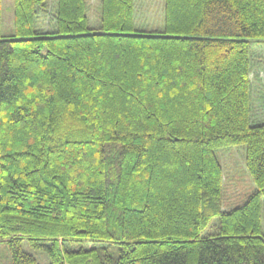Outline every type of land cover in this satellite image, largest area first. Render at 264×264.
I'll use <instances>...</instances> for the list:
<instances>
[{
    "label": "trees",
    "instance_id": "trees-1",
    "mask_svg": "<svg viewBox=\"0 0 264 264\" xmlns=\"http://www.w3.org/2000/svg\"><path fill=\"white\" fill-rule=\"evenodd\" d=\"M162 1L145 30L136 0H98L94 31L89 0H13L1 36L0 0L9 264H40L24 243L46 264H264V0ZM235 145L254 188L231 200L216 151Z\"/></svg>",
    "mask_w": 264,
    "mask_h": 264
},
{
    "label": "rangeland",
    "instance_id": "rangeland-1",
    "mask_svg": "<svg viewBox=\"0 0 264 264\" xmlns=\"http://www.w3.org/2000/svg\"><path fill=\"white\" fill-rule=\"evenodd\" d=\"M49 5H53V0H49ZM89 5V27L94 31H99L98 0H89ZM1 8V36L12 35L14 30L13 0H1ZM49 14L52 17L51 9L42 15V23L49 20ZM163 18L162 0H136V19L139 28L145 30L160 28L163 24ZM251 53L252 56L254 55L253 72L251 74L253 98L252 120L254 122H260L264 121V43L252 44ZM216 154L224 167L225 184L227 185V191L224 194L225 197L231 200H238L244 197L245 193H248L254 188L244 167L245 146L235 145L220 148L216 151ZM262 226L264 230V202L262 203ZM23 249L33 254L40 264L47 263L46 258L42 256L41 252L31 249L26 243L23 244ZM0 263H10L3 244H0Z\"/></svg>",
    "mask_w": 264,
    "mask_h": 264
}]
</instances>
